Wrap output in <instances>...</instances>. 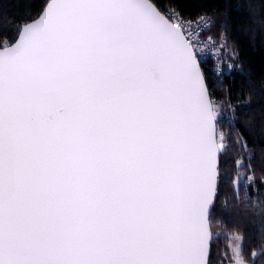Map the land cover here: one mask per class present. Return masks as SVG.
<instances>
[{"label":"snow or ice","instance_id":"snow-or-ice-1","mask_svg":"<svg viewBox=\"0 0 264 264\" xmlns=\"http://www.w3.org/2000/svg\"><path fill=\"white\" fill-rule=\"evenodd\" d=\"M207 27L156 0H48L0 43V264H208Z\"/></svg>","mask_w":264,"mask_h":264},{"label":"trees","instance_id":"trees-1","mask_svg":"<svg viewBox=\"0 0 264 264\" xmlns=\"http://www.w3.org/2000/svg\"><path fill=\"white\" fill-rule=\"evenodd\" d=\"M47 2L0 0V43L13 41L17 25L36 18ZM156 2L161 11L170 9L182 18H210L213 25L202 36L225 38L222 56L231 62L221 78L210 72L208 62H200L217 114L218 144L225 145L209 215L208 264L228 255L229 236L235 233L242 237L243 260L264 264V0Z\"/></svg>","mask_w":264,"mask_h":264},{"label":"built area","instance_id":"built-area-1","mask_svg":"<svg viewBox=\"0 0 264 264\" xmlns=\"http://www.w3.org/2000/svg\"><path fill=\"white\" fill-rule=\"evenodd\" d=\"M162 12H164L166 15H169L173 23L194 22L197 20V18L204 17L208 27L204 31L198 33L199 40L201 42L198 45V48L203 49L201 55L198 57V60L199 62H208L210 72L218 78H221L224 74H228L230 72L231 62L228 58H224L222 56V51L226 47L225 38L221 37L217 40L213 39V44L205 46V41H207L208 37H203L202 35L210 30L213 25V21L210 18L204 15L195 19L182 18L170 9H166Z\"/></svg>","mask_w":264,"mask_h":264},{"label":"rangeland","instance_id":"rangeland-1","mask_svg":"<svg viewBox=\"0 0 264 264\" xmlns=\"http://www.w3.org/2000/svg\"><path fill=\"white\" fill-rule=\"evenodd\" d=\"M242 237L240 234L235 233L229 236L228 240V255L222 257L217 264H235L237 258V251L239 252V258L243 260L241 256ZM244 264H249L244 261Z\"/></svg>","mask_w":264,"mask_h":264},{"label":"water","instance_id":"water-1","mask_svg":"<svg viewBox=\"0 0 264 264\" xmlns=\"http://www.w3.org/2000/svg\"><path fill=\"white\" fill-rule=\"evenodd\" d=\"M205 82H206V80H205ZM206 85H207V83H206ZM209 97H210V94H209ZM210 99H211V97H210ZM216 135H217V126H216ZM217 143H218V138H217ZM218 164H219V157H218ZM218 172H219V170H218ZM215 194H216V192H215ZM215 194H214V198H215ZM213 202H214V200H213ZM212 206H213V204L210 206V212H211ZM210 212H209V215H210ZM208 220H209V217H208ZM209 232H210V237H209V251H210V249H211V240H212V231H211V228H210V221H209Z\"/></svg>","mask_w":264,"mask_h":264}]
</instances>
